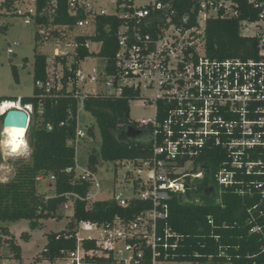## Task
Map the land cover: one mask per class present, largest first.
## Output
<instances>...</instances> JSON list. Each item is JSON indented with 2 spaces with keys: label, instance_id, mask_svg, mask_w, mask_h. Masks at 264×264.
<instances>
[{
  "label": "built area",
  "instance_id": "obj_1",
  "mask_svg": "<svg viewBox=\"0 0 264 264\" xmlns=\"http://www.w3.org/2000/svg\"><path fill=\"white\" fill-rule=\"evenodd\" d=\"M245 1L258 10L255 18L239 17L241 0H11L13 14L33 26L38 41L52 49L51 55L45 54V80L36 79L37 87L46 93L60 89L66 66L68 89L74 78L78 108L87 96L120 97L128 90L155 110L151 119L137 121L138 128H149L153 157L138 165L130 160L123 163L132 172L129 178L136 169L148 173L133 179L132 196H114L121 207L135 197L151 206L131 216L117 213L100 223L79 221L75 248L61 259L69 264H156L167 260L181 239L167 224L168 201L173 195L186 199V183L191 185L193 197L192 189L205 183L206 174L215 183L205 186L206 195V189L214 188L209 198L219 197L220 186H235L239 195L256 192L264 200V183L238 178L240 173H261L264 167V0ZM64 12L73 20L55 21ZM209 18L238 19L240 34L256 39V54L248 58L210 55L205 46ZM101 32L114 34L111 58L100 54ZM78 48L87 50V55L75 60ZM7 51L13 53L12 48ZM87 58L96 59L101 68L86 69L83 62ZM12 109L24 111L29 122L31 103L20 96L0 101L1 117ZM86 136V131L76 128L75 149ZM213 148H219L224 159L211 171L201 157ZM75 169L82 179H91L86 200H96L101 185L95 173L77 164ZM194 178L204 182L193 185ZM44 179L37 177V181ZM46 179L51 182L53 176ZM63 208L72 211L69 204ZM246 212L249 231L264 239V227L257 221L258 216L264 217V209L255 203ZM208 222L213 224L211 218ZM85 242L93 246L87 247Z\"/></svg>",
  "mask_w": 264,
  "mask_h": 264
},
{
  "label": "trees",
  "instance_id": "obj_2",
  "mask_svg": "<svg viewBox=\"0 0 264 264\" xmlns=\"http://www.w3.org/2000/svg\"><path fill=\"white\" fill-rule=\"evenodd\" d=\"M245 0H241L240 18H255L258 10L248 7ZM4 8L2 14H13L11 0L0 2ZM57 17L55 21L62 23L72 21L73 16ZM14 15V14H13ZM98 38L103 39L100 54L111 58L115 52L111 44L115 40L113 33L101 32ZM38 41V35L35 33ZM81 40V39H79ZM206 51L218 57L248 58L256 54L257 41L255 38L242 36L239 32L238 19L209 18L205 27ZM35 49V47H34ZM87 50L78 48L75 60L84 58ZM66 64V59L61 60ZM77 67L73 64V68ZM46 55L34 53L33 79L34 89L31 96L22 97L23 102L31 103V114L26 131L29 146L28 157L17 159V166L12 179L0 180V236L8 235V227L1 225L5 221L25 219L34 228L41 226V220L48 218L61 219L64 217V204L72 206V213L64 229L47 234L46 243L35 259L36 262L48 260L53 262L63 258L67 252L75 248V231L79 221L92 222L109 221L115 214L133 215L151 206L149 201L132 198L127 207H121L114 197L110 199L86 200L91 179L84 180L77 173L76 149L72 140L77 128L78 101L74 97V78L71 90L68 89V72L64 66L62 87L46 93L44 88L35 85L36 79L45 80ZM12 72L17 78L16 67ZM73 77V74H72ZM138 98V94L126 91L125 95L87 96L83 108L88 110L95 119L98 128L99 142L97 148L90 150L86 167L96 173L97 167L103 162H113L116 166L126 161L149 160L153 157V140L151 135L140 139H122L118 132L127 127L138 128L137 121L129 116V100ZM4 100V99H0ZM2 118L0 116V127ZM48 126L51 129H48ZM144 133L149 128H138ZM87 137H95V126L86 129ZM219 148L207 151L201 158L209 165L211 171L217 169L224 159ZM264 158V157H263ZM3 162L0 152V164ZM53 176L48 182L51 193L38 190L37 177ZM132 172L125 170L124 180L128 181ZM210 176V175H209ZM246 183H264V167L261 173H240L238 178ZM237 178V179H238ZM208 175L205 176V182ZM205 183L200 185L204 189ZM216 187V185H215ZM217 199L204 197L179 199L177 195L169 199V216L167 224L180 237V242L167 260L189 261L191 264H264V239L260 234L250 232L251 223L246 208L257 203L264 209V200H259L255 192L252 196L239 195L233 187H219ZM258 209V208H257ZM255 213V212H254ZM257 216V213H255ZM213 220V224L208 222ZM257 221L264 227V217H257ZM23 240L30 235L22 232ZM1 241V238H0ZM10 250L16 260L21 259V248L13 241L9 242ZM85 246H93L92 242H85ZM160 261V260H159ZM166 261V260H165Z\"/></svg>",
  "mask_w": 264,
  "mask_h": 264
},
{
  "label": "rangeland",
  "instance_id": "obj_3",
  "mask_svg": "<svg viewBox=\"0 0 264 264\" xmlns=\"http://www.w3.org/2000/svg\"><path fill=\"white\" fill-rule=\"evenodd\" d=\"M4 10V8H0V12H4ZM13 42H19V44L14 46ZM8 48H12L13 53H8ZM35 51L51 55L52 49L47 43L37 42L35 39L34 27L24 24L21 17L15 14L0 13V99H14L18 96L27 97L32 95L34 89L33 62ZM95 65L101 68L99 62L94 58H87L83 62V66L86 69H90ZM12 66L16 67L17 78H15L12 72ZM128 107L129 116L132 120L139 121L143 118L151 119L155 114L154 108L146 105L141 98L129 100ZM3 117L1 118L3 119ZM91 125L95 126V137L83 138L76 145V164L80 168H86L90 150H92L93 147H98L99 134L93 115L83 107L78 108L77 128L86 131ZM2 134L3 130L2 127H0V136H2ZM24 138L27 141L26 134ZM29 151L30 150L24 155L11 156L5 150L0 149L3 158V162L0 164L1 181H8L13 178L17 166V159L28 157ZM127 168L129 167L122 163V165L116 166L115 173V164L113 162L107 161L98 165L94 177L95 180L100 183L101 190L97 199H110L118 194H121L123 197H130L133 195V179H136L138 176H146L148 171L146 169H136L133 171V178H129V181L125 182L124 173ZM38 183V190L40 192H46L48 194L52 192L46 178ZM214 184V180L208 174L205 186ZM199 187L200 186L192 189L193 197L202 198L205 196V187L204 189H200ZM91 189L93 192L96 190L94 182L92 183ZM62 213L64 214L63 218L43 219L40 221L41 226L39 225L34 228H32L29 225V221L25 219L2 222L1 225L8 227L9 234L0 236V264H69L68 261L63 259H58L53 262L48 260L40 262L35 261L46 243L47 234L64 229L72 211L62 208ZM22 232H26L30 235L28 240H23L20 236ZM80 233L81 235L88 234L83 231H80ZM10 241L19 244L21 248L20 260L14 258V253L10 250L9 246ZM156 264H191V262L166 260L157 261Z\"/></svg>",
  "mask_w": 264,
  "mask_h": 264
},
{
  "label": "water",
  "instance_id": "obj_4",
  "mask_svg": "<svg viewBox=\"0 0 264 264\" xmlns=\"http://www.w3.org/2000/svg\"><path fill=\"white\" fill-rule=\"evenodd\" d=\"M28 116L24 111L21 110H8L3 119H2V127H22L25 128V131H27L29 122ZM117 136L122 139H140L141 137L147 136L149 138V133L143 132L140 129H136L134 127H127L124 130L118 132ZM206 172H209V169L206 168ZM204 182L203 178H194L192 180L193 185H200ZM191 185L189 183L185 184L186 192H185V198L190 199L191 198V192H190ZM209 193L207 194L208 197H210L213 194L214 188L211 186L208 189H206ZM179 199H182V195L178 196Z\"/></svg>",
  "mask_w": 264,
  "mask_h": 264
},
{
  "label": "clouds",
  "instance_id": "obj_5",
  "mask_svg": "<svg viewBox=\"0 0 264 264\" xmlns=\"http://www.w3.org/2000/svg\"><path fill=\"white\" fill-rule=\"evenodd\" d=\"M22 131L24 133L22 128H8L7 131L4 129L0 136V149L5 150L11 156L26 154L29 146L24 134L21 135Z\"/></svg>",
  "mask_w": 264,
  "mask_h": 264
},
{
  "label": "bare ground",
  "instance_id": "obj_6",
  "mask_svg": "<svg viewBox=\"0 0 264 264\" xmlns=\"http://www.w3.org/2000/svg\"><path fill=\"white\" fill-rule=\"evenodd\" d=\"M6 128H22V127H6ZM5 129V128H4ZM3 129V130H4ZM22 129H24V137H25V134H26V131H25V128H22Z\"/></svg>",
  "mask_w": 264,
  "mask_h": 264
},
{
  "label": "snow or ice",
  "instance_id": "obj_7",
  "mask_svg": "<svg viewBox=\"0 0 264 264\" xmlns=\"http://www.w3.org/2000/svg\"><path fill=\"white\" fill-rule=\"evenodd\" d=\"M7 129H8V128H5V131H7ZM23 134H24V133H23V131H22V132H21V135H23Z\"/></svg>",
  "mask_w": 264,
  "mask_h": 264
}]
</instances>
